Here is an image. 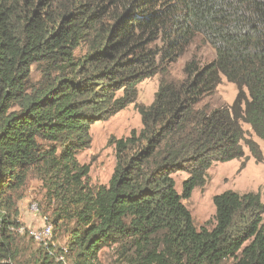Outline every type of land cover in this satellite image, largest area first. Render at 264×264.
I'll return each instance as SVG.
<instances>
[{"label": "trees", "instance_id": "obj_1", "mask_svg": "<svg viewBox=\"0 0 264 264\" xmlns=\"http://www.w3.org/2000/svg\"><path fill=\"white\" fill-rule=\"evenodd\" d=\"M197 38L215 59H192L173 80L170 67ZM157 75L154 102L137 105L138 87ZM223 78L238 94L213 108ZM131 105L142 128L112 141L115 172L91 187L77 156L92 126ZM243 125L264 142V0H0V264H19L18 202L30 179L55 206L53 238L72 225L63 253L50 245L41 264H63L50 253L98 264L112 247L129 264H264L259 194L216 195L212 229H197L183 203L213 165L244 160V148L262 161Z\"/></svg>", "mask_w": 264, "mask_h": 264}, {"label": "rangeland", "instance_id": "obj_2", "mask_svg": "<svg viewBox=\"0 0 264 264\" xmlns=\"http://www.w3.org/2000/svg\"><path fill=\"white\" fill-rule=\"evenodd\" d=\"M192 59H197L205 65L215 59V53L201 38L195 39L185 56L170 67V77L173 80H182L184 65ZM40 78V73L34 69L33 84L37 83ZM162 78L163 76L157 75L146 80L138 87L137 105L150 106L154 102ZM237 94L238 91L235 85L223 78L215 94L207 100V103L213 108L231 106ZM16 109L18 108L15 107L14 110ZM141 128V117L135 105L129 106L107 121L92 126L90 131L91 146L77 156L81 165L90 168L88 183L91 187L107 186L115 172L117 156L112 141L114 139L116 141L126 139L130 137L133 131H140ZM243 128L248 133V137L259 144L263 159L261 162L257 161L248 149L244 148L246 156L244 160L225 164L219 163L212 166L208 172L205 185L197 188L190 200L183 201L190 211L197 229L203 227L212 229L214 227L216 210L213 205V198L216 195L227 191L240 195L255 193L259 194L264 202V142L253 135L249 126L243 125ZM187 178L186 174L176 177V187L179 193L182 191V182ZM21 195L22 198L18 202V221L21 222L22 227L38 228L40 226L38 223L39 217H35L30 211L32 204H38L41 216L54 221L53 211L55 206L49 205L45 200L44 190L39 181L30 179ZM63 224V227L56 228L53 241L50 244L52 250L59 253H63V250L67 247L70 240L69 232L72 228V225ZM14 239L13 250L17 253L16 259L19 264H41L44 261L47 252L44 245L36 243L28 235H22L18 231ZM66 259L73 264V260L69 256ZM98 264H129V262L122 256L120 248L112 247L106 248L100 253ZM225 264H231V261Z\"/></svg>", "mask_w": 264, "mask_h": 264}, {"label": "built area", "instance_id": "obj_3", "mask_svg": "<svg viewBox=\"0 0 264 264\" xmlns=\"http://www.w3.org/2000/svg\"><path fill=\"white\" fill-rule=\"evenodd\" d=\"M30 211L35 217H39L38 221L40 222V226L38 228L21 227L18 232L22 235H28L32 240H34L38 244L44 245L48 250L53 239V225L49 223L47 217L41 216L38 204H32L30 206ZM50 255L54 257L57 262H62L63 264H71L66 261L64 255L56 256L55 253H50Z\"/></svg>", "mask_w": 264, "mask_h": 264}, {"label": "crops", "instance_id": "obj_4", "mask_svg": "<svg viewBox=\"0 0 264 264\" xmlns=\"http://www.w3.org/2000/svg\"><path fill=\"white\" fill-rule=\"evenodd\" d=\"M38 223H40V222L38 221Z\"/></svg>", "mask_w": 264, "mask_h": 264}]
</instances>
